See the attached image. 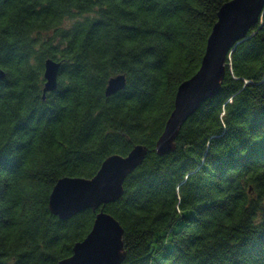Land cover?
<instances>
[{
  "label": "trees",
  "instance_id": "1",
  "mask_svg": "<svg viewBox=\"0 0 264 264\" xmlns=\"http://www.w3.org/2000/svg\"><path fill=\"white\" fill-rule=\"evenodd\" d=\"M229 1L0 0V264H58L101 210L124 228L121 264H264V13L219 93L156 151ZM48 58L61 65L43 97ZM137 145L147 154L118 200L51 211L59 179L92 178Z\"/></svg>",
  "mask_w": 264,
  "mask_h": 264
},
{
  "label": "water",
  "instance_id": "2",
  "mask_svg": "<svg viewBox=\"0 0 264 264\" xmlns=\"http://www.w3.org/2000/svg\"><path fill=\"white\" fill-rule=\"evenodd\" d=\"M264 13V0H231L225 3L208 38L206 52L199 70L178 87L175 108L165 130L156 144L163 155L175 149V139L185 121L210 97L219 93L225 75L226 57ZM61 63L48 58L45 61L46 93L58 87ZM6 76L0 68V79ZM126 85V75L113 76L106 87L111 96ZM147 148L135 146L128 155H112L92 178L63 177L53 187L50 209L60 218H69L82 209L97 210L102 204L114 202L123 194V182L144 160ZM124 228L112 215L99 211L88 236L75 244L73 254L58 264H121L125 258Z\"/></svg>",
  "mask_w": 264,
  "mask_h": 264
}]
</instances>
